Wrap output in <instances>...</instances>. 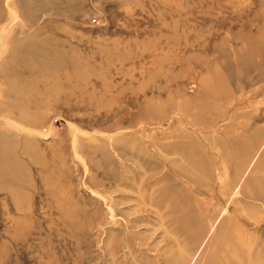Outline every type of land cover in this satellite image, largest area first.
Instances as JSON below:
<instances>
[{
  "label": "rangeland",
  "instance_id": "1",
  "mask_svg": "<svg viewBox=\"0 0 264 264\" xmlns=\"http://www.w3.org/2000/svg\"><path fill=\"white\" fill-rule=\"evenodd\" d=\"M0 264H264V0H0Z\"/></svg>",
  "mask_w": 264,
  "mask_h": 264
},
{
  "label": "bare ground",
  "instance_id": "2",
  "mask_svg": "<svg viewBox=\"0 0 264 264\" xmlns=\"http://www.w3.org/2000/svg\"><path fill=\"white\" fill-rule=\"evenodd\" d=\"M219 81H221V79L219 80ZM243 161H247V160H241V161H239V162H243ZM202 226V229H205V227H204V225H201ZM195 236L197 235L196 233L194 234ZM195 238V237H194ZM238 238H237V236H231V237H229L228 238V240H229V242H235L236 240H237Z\"/></svg>",
  "mask_w": 264,
  "mask_h": 264
}]
</instances>
